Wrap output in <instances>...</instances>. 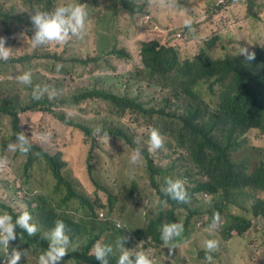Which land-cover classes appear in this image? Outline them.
I'll list each match as a JSON object with an SVG mask.
<instances>
[{
    "label": "rangeland",
    "instance_id": "1",
    "mask_svg": "<svg viewBox=\"0 0 264 264\" xmlns=\"http://www.w3.org/2000/svg\"><path fill=\"white\" fill-rule=\"evenodd\" d=\"M61 1L63 0L54 1V4H60ZM188 1L190 4H198L201 10L205 8L207 11H210L214 4L212 0ZM84 2L89 15L86 30L81 36H74L64 44L49 42L33 48L30 38L35 29L30 17L35 11H42L41 7H36V4L30 5L29 0H0V36L5 38V46L12 49L7 61L0 60V103L35 100L32 97V86L20 84L15 79L17 75L28 70L32 71L33 85L39 84L41 87L48 85L54 88L57 94L53 99L50 100L47 94L41 98H46L52 104L56 101L53 110L47 113L22 114L21 130L31 142L41 146L49 155L62 151L61 159L66 161L65 175L71 179L72 177L80 179L78 189L83 192L92 206L95 201L103 203L102 201H106L107 197L100 193L102 201L93 198L94 187L90 176L85 172L86 152L88 148L94 151L92 161L96 167L92 176L98 178L103 174L105 183L116 195L115 204L107 205L104 210L115 219V222H120L121 226L125 225L131 231L135 230L138 236L144 237L143 231L139 228H145L149 221H155L156 224L165 222L159 219V200L151 194L148 186L132 201L128 194V182L123 184L119 192V182L114 175L118 173V167L124 165L126 158L125 152L119 150L128 151L131 147L124 139L113 136L112 132H109V141L102 134L106 132L105 129H121L135 144L143 142L142 145L146 147V139L149 137L147 132L149 133L148 129L151 126L145 127L141 117H138L137 112L132 108L126 109L122 115H119L104 102L85 99L73 103L72 98L87 90L105 89L118 95L137 98L144 107L165 108L170 111L179 108L182 101L173 99V89L163 87L159 79L155 80L156 72L143 66L144 61L139 50L141 45L136 40L144 36L145 28L142 26L140 29L137 25V13L123 9L118 0H84ZM29 6L36 8L29 12ZM252 12L258 16L247 19L243 17L240 7L232 4L218 11L212 18L202 14L199 17L192 16L193 19H200L201 22L199 32L202 36L194 41L195 47L198 48L199 42L208 38L216 28L221 38L214 44L212 51L214 56L226 52L239 54L241 47H245L249 52L264 47V0H255ZM20 13H25L20 21L9 17ZM158 20L159 24L156 28L162 30L167 20L164 18ZM174 36L172 29L151 34L152 39H158L165 46H168L165 40L173 42ZM183 39L182 36L181 40ZM165 49L162 48V52H165ZM117 52L121 54L127 52L131 57L130 63L125 65L123 61H127L126 58L120 57ZM200 87L203 95L208 96L207 85L202 84ZM67 124L72 126L69 127ZM75 126L86 127L89 132L86 133ZM98 128L101 131L97 132ZM42 134L49 135L47 142L41 139ZM12 138L11 121L6 116L0 115V156L7 157V163L0 167V211L17 216L29 208L34 210L36 203L41 199L44 205H48L49 202L60 203L67 189L63 185L57 186L56 180L41 157L29 163L26 154L6 151L7 145L14 143ZM240 139L242 148H253L264 157V134L250 130ZM147 144L149 145V139ZM165 157L168 159L163 163L173 161L176 155L168 151ZM232 158L243 165H249L253 161L249 153L243 155L239 151L235 152ZM171 174L173 178H180L179 175L182 173L171 172ZM192 197L195 201H189L187 206L188 212L195 220L198 217L197 203L204 204L205 200L198 194H192ZM28 200L32 201L30 202L32 204L29 205ZM251 201L256 207L260 206L264 209V192L253 189L239 193L234 198L235 210H243ZM2 204L5 208H1ZM74 207L75 204H71L72 209L64 213L78 220L80 212L73 210ZM86 209L87 205L83 207V210ZM226 211L231 212L232 209L228 207ZM202 217L203 214L200 219ZM98 218L102 219L100 216ZM176 218L183 220L182 217ZM101 223L111 225L110 222ZM244 235L245 238L236 239L242 246L248 241L246 248L242 249L243 256H239L240 261L250 258L255 264H264V258L262 260L264 243L261 239L264 236V228H254ZM208 236L206 228L200 227L194 235L188 234L187 241L171 252L158 244L159 264H205L200 251L204 248V240ZM214 238L219 241L217 249L222 248L214 259L215 264L219 255L226 253V244L230 241L220 238L216 232ZM119 239L109 241L107 238L104 242L114 243ZM70 240L78 247L83 244L80 239ZM31 262L36 264L35 260ZM24 264H31L30 260L25 261Z\"/></svg>",
    "mask_w": 264,
    "mask_h": 264
},
{
    "label": "clouds",
    "instance_id": "2",
    "mask_svg": "<svg viewBox=\"0 0 264 264\" xmlns=\"http://www.w3.org/2000/svg\"><path fill=\"white\" fill-rule=\"evenodd\" d=\"M54 1L52 3L53 5L51 4L49 6L51 11L38 10L30 17L35 29L30 38L33 48L48 44L49 42L64 44L74 36H81L86 30L89 13L84 4V0H63L60 4H54ZM124 1L136 10L132 13H137L136 23L139 28L141 29L142 26L145 28L144 36L136 40V42L141 45L139 50L142 53L141 57L144 61L143 66L146 69L156 72V81H158V77L161 73L145 62L147 61L145 57L148 55L144 52V46H142L141 42L153 40L151 38L153 32L160 33L168 29H172L174 32L175 39L173 42L165 40L168 46L161 44L158 39H155L158 43L151 47L161 54L162 58L158 61L162 63L168 62L166 53L162 52V48L171 49L174 54L173 68L170 71L172 77L166 80L169 85L180 82L178 86L180 90L183 89L184 92L177 94V96L173 98L182 101V105L179 108H174L172 111L185 114L191 125L196 128H204L207 131V136L210 138L218 140L222 137L226 143V154L229 152L228 156L231 161L245 167L247 173L251 174L258 164L264 162V157L260 156L253 148H242V141L240 138L250 130L264 134V112L255 104L253 98L247 91L235 87L232 70H241V66L234 62L238 61L236 57H241L244 61H254L255 52H262L264 54V47L255 48L254 52H249L245 47H241L239 54L226 52L223 55L214 56L212 54L214 44L216 41L220 40L221 34L217 31V28L214 29V31H212L214 33H210L208 38L199 42V46L196 48L194 41L202 36L199 32V25L201 22L200 19H193L192 16L199 17L202 14L212 18L213 15L223 10V8H227V6L232 4H237L243 13V17L252 19L254 16H258L252 12L255 0H219V2L218 0H212L214 4L211 6L210 11H207L205 8L201 10L198 4H190L188 0ZM204 1L205 0H202L201 2ZM157 17L167 20L162 30L156 28V25L159 24ZM182 36L184 38L183 40H181ZM182 45H185V47ZM11 51L12 49L10 47L5 46V38L0 36V60L7 61L11 56ZM202 51L207 54L211 62L204 64L197 70H193L188 61H192ZM117 54L120 57L126 58L127 61H123L125 65L130 63L131 57H129L127 52L123 54L117 52ZM224 59L229 61V64L225 65L220 62V60ZM164 65L168 66V64ZM59 67L58 65V70ZM15 79L20 84L32 86V97L35 100L41 99L45 94H47L48 98L51 100L57 94L56 90L48 85L43 87L39 84L33 85V74L31 70L17 75ZM160 81L162 82V86L166 84L163 80ZM190 81H194V84L188 86ZM202 84L207 85L208 96L203 95V91L200 87ZM168 87L172 88V85ZM111 93L117 96L134 99L144 107L143 103L137 98L127 95H118L113 92ZM91 99L94 98H89V100ZM104 103L108 104L107 102ZM109 106L111 107V104H109ZM126 109L119 115H122ZM52 110L53 104L50 106L49 111L25 113H47ZM22 114L24 113L18 114L19 125L20 116ZM6 117L9 118L8 116ZM138 117L141 116L138 115ZM141 121L145 127H148L143 123L142 117ZM67 125L69 127L72 126V124ZM75 127L84 131L83 127ZM148 130L149 133L147 132V136L149 135V137L146 139V147L142 145L143 142H140L138 148H130L128 151L123 149L119 150V152H125L126 158L124 160V165L118 167V173L114 175V178H117L119 182V192H121L125 182L129 183L128 194L131 197V201L147 186L150 188L151 194L158 198L159 219L165 222L156 224L155 221H149L148 223L152 222L158 226L157 229L161 233V240L155 242L153 239H148L147 242H145V236L140 237L135 230L131 231V229L125 225L121 226L120 222H115V219L111 217L107 211L102 209V212H100L98 216L102 219L106 217L111 218L115 230H122L123 234L120 239L114 243L106 242L108 244H105L97 241L91 250L95 258L100 261V264H109L108 260L111 259H116L117 264H159L158 254L160 251L157 250L159 248L158 244H161L165 249L171 252L172 249L181 246L187 241L188 234L194 235L195 231H198V228L201 227L206 228L209 234L208 238L204 240V248L200 251L202 254L205 251L201 256L205 264H214L216 255L222 250V248L217 249L219 241L214 238L215 232L220 238L230 241L226 244V253L224 255H219L215 264H255L253 259L250 258H244V261H240L239 256H243L242 249H244V247L246 248L248 241H246L245 246H242L236 239L245 238L244 233L254 228H264V209L260 208V206L256 207L253 201H251L243 210L240 209L236 211L234 198L227 199L224 194H220L213 201L211 195L206 192H198L194 194L202 195L205 203L196 202L198 206V217L194 220L188 212L187 206L189 201H195L190 190L184 185L183 180L173 178L171 173L163 172L165 168L176 163L177 159L183 158L186 153L185 149L179 147L175 140L161 129L151 126ZM96 131L99 132L101 130L98 128ZM102 135L108 138L109 141V131H106ZM49 138L48 134L41 135V139L44 142H47ZM145 138L146 137H144L143 140H145ZM148 139L149 145L147 144ZM12 140L14 143L8 144L6 151H17V153L26 154L29 158V163L41 157L34 155L30 156L28 154L31 150V143L33 142L29 140L28 136H26L22 130L16 134V139L14 138L13 132ZM140 148L145 149L146 153L142 152ZM168 151L173 152L176 157L171 162L165 161L163 163L164 160L168 159L165 157V155H168ZM237 151L243 155L249 153L253 161L249 165L240 164L232 158L233 154ZM60 152L61 153H55L53 155H49L46 152L49 156L54 157L48 161H51L50 167H56L58 169L61 178L56 177L50 169L51 174L61 182L63 186L73 183L80 184L81 181L78 177H72L71 179L69 176L65 175L64 169L66 161L61 159L62 151ZM89 152H91L90 157ZM94 154L95 152L88 148L85 155V172L90 176L93 187L96 183L103 186V190L99 191V194L102 193L107 196L106 201L103 202L108 204V195H112V204H108V206H113L115 204L116 195L105 183L103 174L98 178L92 176V172L96 167L95 163L92 161ZM42 160L45 161L46 159L42 158ZM6 163L7 157L0 156V167L4 166ZM71 163L73 164L72 160ZM148 164H151L155 170H160L161 173H156L153 179H151ZM253 189L264 192L254 187L244 188L242 192L247 190L253 191ZM213 204H219L222 209L212 210ZM228 207L232 209L231 212L226 211ZM202 214L204 217L200 219ZM176 217H182L183 220H178ZM239 217L243 218L244 221L238 220ZM203 222L205 224H203ZM236 224H240L245 228H243L241 232L231 229V227ZM17 228L23 229L29 236L35 235L38 231L37 225L33 222L32 214L29 211L24 210L17 216H12L6 211H0V264H18L21 257L26 258L20 264H24L25 261L29 260L30 263L33 264L31 262L33 259L28 249H17L10 242L16 239ZM110 235L104 240L107 241ZM44 236L45 239L48 240V247L39 255L38 264H58L70 249L71 251H76L78 248V245L70 240L63 220H57L54 227L45 233ZM118 238L117 236H112L108 238V240L113 241ZM261 239L262 243H264V236L261 237ZM263 258L264 253L262 260ZM81 264L89 263L81 261Z\"/></svg>",
    "mask_w": 264,
    "mask_h": 264
},
{
    "label": "trees",
    "instance_id": "3",
    "mask_svg": "<svg viewBox=\"0 0 264 264\" xmlns=\"http://www.w3.org/2000/svg\"><path fill=\"white\" fill-rule=\"evenodd\" d=\"M54 0H29L30 5H37L41 7V10L50 11L49 6ZM120 6L130 12L136 11L131 5L126 3L124 0H118ZM36 7L29 6V12ZM25 16V13H20L12 17L16 21H20L21 17ZM158 41L148 40L142 41L141 44L144 46L143 50L146 53L145 61L150 67L160 71L161 75L158 77L159 80L166 82L163 86H170L166 79H170V74L173 68L174 54L171 49H165L166 58L168 62L162 63V56L154 48H151ZM152 56V57H149ZM238 61H234L235 64L241 66V70L234 69L233 83L235 87L243 89L249 93L253 98L255 104L264 112V54L262 52H255L254 61H244L241 57H236ZM211 62V59L205 52H200L192 61H188L189 65L193 70L201 68L204 64ZM221 63L227 65L229 61L226 59L220 60ZM164 64H168L165 66ZM184 81V80H183ZM181 81V82H183ZM173 83L172 88L174 91V97L177 94L184 92L180 90L178 84ZM188 86L194 84V81H190ZM94 98L98 101H104L111 104V109L116 114H121L126 108L134 109L138 115L143 119V123L146 126H152L159 128L169 136H171L176 144L185 149L186 153L182 159H177V162L172 164L170 167L165 168V173H178L179 179L184 181V185L188 187L191 194L202 192L212 196L214 201L220 194H224L227 199L235 198L239 193L247 187H254L264 191V162H261L256 166L251 174H248L246 168L240 166L231 161L226 154V143L220 137L218 140H214L207 136L204 128H196L191 125L185 114L179 113L178 111H170L165 108L149 107L144 108L140 103H137L134 99L128 97H122L112 94L109 91L101 89H92L81 92L74 95L72 98L73 103H78L81 100ZM56 105V101L53 103ZM52 103L46 99L29 100L28 102H4L0 103V115L8 116L11 120L12 130L14 132V138L16 134L21 132L19 125V113L35 112V111H49ZM83 130L87 133L88 128L83 127ZM106 131L112 132L113 136L124 139L131 148H138L139 143H134L130 140V137L122 130L116 128L105 129ZM31 143V142H30ZM237 144V143H236ZM142 152L146 153L145 149ZM89 157L91 152H89ZM30 156H41L46 159L44 162L51 169L53 174L61 178V174L56 167H50L51 160L54 157L49 156L46 151L37 144L31 143V150L28 152ZM27 159L29 160L28 156ZM148 170L150 172V178L156 173H161L160 170H155L151 164H148ZM53 176V175H52ZM54 177V176H53ZM57 186L63 185L55 177ZM67 191L63 194L60 203L49 202L48 205L42 203V199L36 203L35 209H27L33 217V222L36 223L38 231L35 235L29 236L23 229L17 228L16 239L10 241L13 246L17 249H28L31 258L38 264L39 255L48 247V240L45 239L44 234L47 233L51 228L54 227L57 220H63L66 225L67 234L71 238L80 239L82 245L77 248L76 251L69 252L58 262V264H81V261H86L89 264H100L95 256L92 254V249L97 241L104 242L105 238L110 235L121 237L123 234L122 230H115L113 221L109 218L99 219L98 214L104 210L108 204H112V195H108L109 203L105 204L99 196V191L103 190V186L96 183L94 185L93 198L100 200L101 202H93L92 206L90 201L82 194L83 192L78 189V183L67 184L64 186ZM29 205L32 204L28 200ZM71 204H75L73 210L80 212V218L69 216L66 212L71 208ZM87 205V209L83 210V207ZM81 207V209H80ZM1 208H5L3 204ZM221 210L219 204H213L212 210ZM97 216V217H96ZM105 216V215H104ZM95 219L98 221L96 222ZM240 221H244L243 218H238ZM101 222H110L111 225L102 224ZM157 225L150 222L145 228L141 229L145 235L144 241L153 239L155 242L161 240V233L157 229ZM245 228L240 224L233 225L231 229H235L237 232H241ZM205 251L203 252V254ZM202 254V255H203ZM29 256V254H28ZM26 257H21L18 264ZM109 264H117L116 259L108 260Z\"/></svg>",
    "mask_w": 264,
    "mask_h": 264
}]
</instances>
